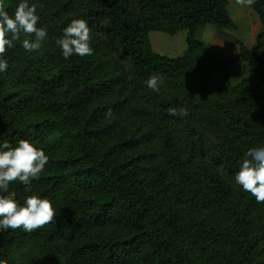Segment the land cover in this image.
I'll return each instance as SVG.
<instances>
[{
    "label": "trees",
    "instance_id": "1",
    "mask_svg": "<svg viewBox=\"0 0 264 264\" xmlns=\"http://www.w3.org/2000/svg\"><path fill=\"white\" fill-rule=\"evenodd\" d=\"M4 3L14 16L20 0ZM29 3L48 38L4 57L0 144L45 151L31 190L14 182L9 192L21 206L49 199L56 219L31 233L0 228V261L264 264V204L234 182L248 149L264 147V0L251 6L262 24L255 45L237 43L248 72L238 85L198 38L207 25L235 30L227 0ZM74 19L88 22L94 52L66 60L56 40ZM152 32H186L183 55L155 53ZM153 73L158 93L146 85Z\"/></svg>",
    "mask_w": 264,
    "mask_h": 264
},
{
    "label": "clouds",
    "instance_id": "2",
    "mask_svg": "<svg viewBox=\"0 0 264 264\" xmlns=\"http://www.w3.org/2000/svg\"><path fill=\"white\" fill-rule=\"evenodd\" d=\"M236 3L250 7L255 0H236ZM37 8L38 5L30 4L29 0H20L12 16L5 10L4 0H0V72L7 71L9 64L4 57L16 42H20L25 51L35 52L47 40V29L37 26L40 19ZM56 44L66 60L74 55L91 56L94 52L91 29L84 19L72 20L63 29V36L56 40ZM162 84L160 73H153L146 81L147 87L157 93ZM167 111L171 116L185 117L189 114L186 108L170 107ZM106 116L110 117L111 111ZM48 162L45 151L28 140H20L16 147L7 141L0 144V193H8L0 194V228H22L31 233L55 222L56 210L49 199L32 195L21 206L15 199L16 193L9 192V186L14 182L25 185L26 190L30 191L32 180L39 179ZM234 182L250 193L258 204H264V147L248 149L246 158L234 174ZM0 264L6 262L0 261Z\"/></svg>",
    "mask_w": 264,
    "mask_h": 264
},
{
    "label": "crops",
    "instance_id": "3",
    "mask_svg": "<svg viewBox=\"0 0 264 264\" xmlns=\"http://www.w3.org/2000/svg\"><path fill=\"white\" fill-rule=\"evenodd\" d=\"M227 1L228 12L233 22L235 23V30L217 29L212 25H207V27H203L206 28V30H208V32L212 34V39H214V41L217 43L215 47L219 49L218 51H220L218 53L213 52L212 56L217 57L222 61H227L230 57H234L236 59L238 55V42L242 43L247 49H251L255 45L257 36L262 32V24L260 18L253 11L251 6H241L236 3V0ZM201 41L204 43L206 49H208L211 43L207 40ZM221 47H226L229 51H226ZM238 62L241 63L240 61ZM247 73L248 72H245V77H247ZM230 79L231 82H238L242 79V77L236 74L230 76Z\"/></svg>",
    "mask_w": 264,
    "mask_h": 264
},
{
    "label": "rangeland",
    "instance_id": "4",
    "mask_svg": "<svg viewBox=\"0 0 264 264\" xmlns=\"http://www.w3.org/2000/svg\"><path fill=\"white\" fill-rule=\"evenodd\" d=\"M198 38L200 40H207L211 43L207 49L210 55H213V52H217V53L220 52L218 51L219 49L215 47L217 43L214 41V39H212V34L208 32L206 28H202L199 30ZM185 40H186V32H180L174 36L164 34L161 32H155L150 34V41L154 52L162 56H167L168 58H178L183 55L186 49ZM221 48H223L226 51H229L228 48L226 47H221ZM225 62L228 63L229 76H233L237 74L242 77V79L238 82L233 81L232 83L234 85H236L237 83L239 84L241 81L245 80L246 78L245 72H247V68L245 67L244 63L242 62H241L242 64L239 63L234 57H230L227 61L225 60Z\"/></svg>",
    "mask_w": 264,
    "mask_h": 264
}]
</instances>
